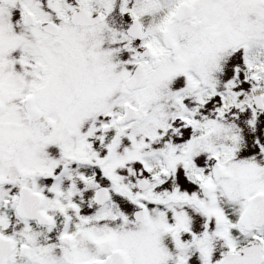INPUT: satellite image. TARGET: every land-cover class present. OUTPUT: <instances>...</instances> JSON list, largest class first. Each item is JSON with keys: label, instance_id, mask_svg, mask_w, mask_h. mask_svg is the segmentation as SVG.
Wrapping results in <instances>:
<instances>
[{"label": "snow or ice", "instance_id": "6c2138e0", "mask_svg": "<svg viewBox=\"0 0 264 264\" xmlns=\"http://www.w3.org/2000/svg\"><path fill=\"white\" fill-rule=\"evenodd\" d=\"M0 264H264V0H0Z\"/></svg>", "mask_w": 264, "mask_h": 264}]
</instances>
